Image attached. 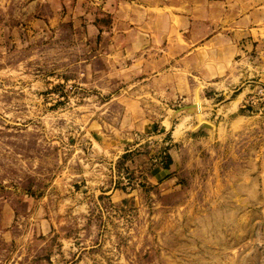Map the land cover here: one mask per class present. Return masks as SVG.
Segmentation results:
<instances>
[{
    "label": "rangeland",
    "instance_id": "374dc122",
    "mask_svg": "<svg viewBox=\"0 0 264 264\" xmlns=\"http://www.w3.org/2000/svg\"><path fill=\"white\" fill-rule=\"evenodd\" d=\"M118 1L0 0V264H264V71Z\"/></svg>",
    "mask_w": 264,
    "mask_h": 264
},
{
    "label": "crops",
    "instance_id": "0c3cea01",
    "mask_svg": "<svg viewBox=\"0 0 264 264\" xmlns=\"http://www.w3.org/2000/svg\"><path fill=\"white\" fill-rule=\"evenodd\" d=\"M145 1L144 11L134 8L129 1L119 0L115 12L119 15L127 12L130 19L141 21L146 26L143 34L147 36L150 35L147 26H151L152 19L157 16L162 24L156 28L152 27L153 35L160 38L162 44L168 40V34L176 36L174 41L179 42V37L184 38V45L179 42L178 47L171 50L174 55L178 54V58L172 54L177 67L189 62L190 56H185L183 52L192 50L191 65L201 71L208 81L213 82L220 76L221 69L232 60H239L241 72L246 76L250 73L248 63L256 69L257 75H263L264 0ZM131 13L132 15H129ZM172 18L178 20L177 28L171 25ZM170 172L171 168L161 166L154 169V173L160 177H166Z\"/></svg>",
    "mask_w": 264,
    "mask_h": 264
},
{
    "label": "bare ground",
    "instance_id": "6f19581e",
    "mask_svg": "<svg viewBox=\"0 0 264 264\" xmlns=\"http://www.w3.org/2000/svg\"><path fill=\"white\" fill-rule=\"evenodd\" d=\"M196 111H198V106L196 107Z\"/></svg>",
    "mask_w": 264,
    "mask_h": 264
}]
</instances>
